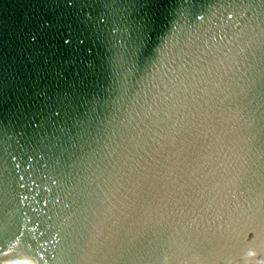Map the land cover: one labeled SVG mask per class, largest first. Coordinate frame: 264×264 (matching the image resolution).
Listing matches in <instances>:
<instances>
[{"label":"water","instance_id":"obj_1","mask_svg":"<svg viewBox=\"0 0 264 264\" xmlns=\"http://www.w3.org/2000/svg\"><path fill=\"white\" fill-rule=\"evenodd\" d=\"M18 240L264 264V0H0V252Z\"/></svg>","mask_w":264,"mask_h":264},{"label":"bare ground","instance_id":"obj_2","mask_svg":"<svg viewBox=\"0 0 264 264\" xmlns=\"http://www.w3.org/2000/svg\"><path fill=\"white\" fill-rule=\"evenodd\" d=\"M18 240L9 244L5 252H0V264H42L39 252H36L34 244L29 240ZM34 246V247H33Z\"/></svg>","mask_w":264,"mask_h":264}]
</instances>
